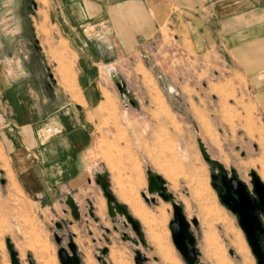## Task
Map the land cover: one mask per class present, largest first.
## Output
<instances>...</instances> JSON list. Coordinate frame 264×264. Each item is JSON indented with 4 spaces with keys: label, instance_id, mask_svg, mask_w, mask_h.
<instances>
[{
    "label": "crops",
    "instance_id": "obj_1",
    "mask_svg": "<svg viewBox=\"0 0 264 264\" xmlns=\"http://www.w3.org/2000/svg\"><path fill=\"white\" fill-rule=\"evenodd\" d=\"M36 1L42 20L35 31L34 25L16 21L18 15L8 8L12 0H0V234L5 224L12 232L23 231L24 248L38 264L33 242L44 241L37 210L44 219L53 218L65 245L73 241L80 264H92V248L86 245L99 242V228L106 242L128 238L124 218L108 216L96 177L106 181L108 192L141 227L150 201L156 203V195L147 192L146 174H141V147L129 138L136 124L121 127L129 144H116V127L104 128L96 84L99 66L113 73L112 66L126 59L158 63L165 31L198 54L219 53L245 81L264 125V0ZM39 10L28 15L38 16ZM30 32L41 36L39 49L49 56L47 66L11 43L24 35L29 45ZM11 46H17L15 55ZM64 51L68 62L62 59ZM253 159L257 174L239 171L243 183H249L252 173L261 180L258 171L264 166L258 161L264 163V157ZM4 211L9 216L5 222ZM5 240L16 248L10 238ZM55 259L58 264L56 252Z\"/></svg>",
    "mask_w": 264,
    "mask_h": 264
},
{
    "label": "rangeland",
    "instance_id": "obj_2",
    "mask_svg": "<svg viewBox=\"0 0 264 264\" xmlns=\"http://www.w3.org/2000/svg\"><path fill=\"white\" fill-rule=\"evenodd\" d=\"M12 6L8 8L18 15L19 24L34 25L35 29L42 20L39 18L42 7L36 0H12ZM38 9V16L28 15ZM7 31L10 34L11 30ZM28 35L29 45L24 35H16L11 43L18 44L26 56L35 55V61L41 60L46 65L49 56H44V51L39 49L43 50L41 36L37 32ZM16 50L17 46H11L13 54ZM157 55L161 59L156 64L149 58L118 62L112 66L114 77H110L113 73L108 71L109 67L101 70L103 65L99 66L96 84L102 95L99 107L103 111L104 128H117L116 144H129V138H136L142 150L141 174L145 176L150 170L159 175L174 201L181 205L186 219H196V227L190 224L199 253L196 264H257L234 217L221 205L210 184V174L219 165L227 172L234 171L238 178L237 173L242 170L256 173L253 158L264 157L263 152H259L264 150V125L256 114L247 85L240 75L229 69L219 53L198 54L178 44L174 36L165 31L161 34ZM62 59L68 62L65 51ZM112 80L124 82L126 95L120 96ZM125 123L136 124L130 127L129 138L121 128ZM109 157L114 161L116 155L112 153ZM261 159L258 162L264 166ZM260 170L258 174L264 182V167ZM154 200L156 203L149 205L151 210L147 209V220H141L140 237L126 224V242H106L105 232L98 229L99 242L93 245L88 241L86 245L92 248V264H135L136 251L145 258L142 264H186L170 239L171 208L157 195ZM161 211L163 221L159 222ZM35 215L41 224L38 230L44 243L55 252L65 247L53 218L44 219L37 210ZM6 220L9 216L4 211L3 221ZM106 227L111 229L110 225ZM12 231L11 226L5 224L0 234V264H10L5 238L14 242L22 264H28L27 256L36 264L32 251L24 248L25 233ZM55 236L61 239V244L56 243ZM44 243L38 238L33 242L37 259L41 249H45L57 264L55 252ZM104 248L107 253L101 255Z\"/></svg>",
    "mask_w": 264,
    "mask_h": 264
},
{
    "label": "water",
    "instance_id": "obj_3",
    "mask_svg": "<svg viewBox=\"0 0 264 264\" xmlns=\"http://www.w3.org/2000/svg\"><path fill=\"white\" fill-rule=\"evenodd\" d=\"M115 86L119 94L126 95L127 92L124 82H115ZM218 171L219 176L222 178V182H224L226 170L219 165ZM146 176L148 194L157 195L164 203L169 204L171 207L172 218L168 223V230L172 245L186 264H196V259L199 253L195 246V239L190 231L191 225L194 227L197 226L196 219L191 221L186 219L181 205L174 201L173 195L167 191L165 181L159 175L147 170ZM251 180L255 199H251L246 190V186L233 175L227 183L229 186H226V184L223 183L226 188V194L232 198L233 204L230 205L227 202L224 204L232 213L238 214L240 227L248 238L252 254L257 259L258 264H264V252L255 241H251L249 231L245 226V220H254L257 218V213L264 214V183L261 182V180L254 173L251 174ZM96 183L102 190L103 197L106 201L108 216L112 219L116 216L123 217L125 224L130 226L131 230L137 237H140L141 231L138 222L130 217L127 211L115 201L114 197L107 190L106 181L100 179V181H96ZM211 187L213 188L214 185H211ZM150 203H154V201L152 200ZM114 230H117V228L114 227ZM55 241L57 244H61V239L59 237H55ZM134 243L136 244V242ZM141 243H143L142 240ZM5 247L8 252L10 264H21L18 259V253L14 250L9 240H5ZM100 253L101 255H105L107 253V249H102ZM56 257L58 264H80L76 245L71 239L68 240L65 247L61 246L57 249ZM144 261L145 258L138 251H136L135 264H142ZM27 262L28 264H35L31 256H27Z\"/></svg>",
    "mask_w": 264,
    "mask_h": 264
},
{
    "label": "flooded vegetation",
    "instance_id": "obj_4",
    "mask_svg": "<svg viewBox=\"0 0 264 264\" xmlns=\"http://www.w3.org/2000/svg\"><path fill=\"white\" fill-rule=\"evenodd\" d=\"M233 175L235 176L233 171L232 172L226 171V177L224 179V182H222V178L219 176V171H218V167H217V170L210 174V180H211L210 184L214 185L213 190L216 193L221 205L225 209H227L232 214V216L234 217L236 225L240 229L242 236H243L245 242L247 243V245L251 251V247L249 246V243H248L249 242L248 238L244 234V232L242 231V228L240 227V224H239L240 219H239L238 214L232 213L229 210V208L224 204L225 202L229 203L230 205L233 204L232 198L226 194V188L223 184V183H225L226 186H229V185H227V183L232 178ZM251 181L252 180H251V175H250L249 183L246 184V183H243L241 181L240 182L246 186V190H247L248 194L250 195L251 199H255V196L253 194V186L251 184ZM245 226H246L247 230L249 231V236H250L251 241L252 242L255 241L260 246L261 250L264 252V214L263 213H257V218H255L254 220H250V221L245 220ZM251 253H252V251H251ZM255 260L257 263L256 258H255Z\"/></svg>",
    "mask_w": 264,
    "mask_h": 264
},
{
    "label": "bare ground",
    "instance_id": "obj_5",
    "mask_svg": "<svg viewBox=\"0 0 264 264\" xmlns=\"http://www.w3.org/2000/svg\"><path fill=\"white\" fill-rule=\"evenodd\" d=\"M109 71V69H108ZM108 71L106 70V73H108ZM109 75V73H108ZM115 83V81H113ZM118 91V90H117ZM126 93V92H125ZM121 95H125V94H121ZM97 181H100V178L98 177L97 178ZM167 204V203H165ZM169 205V204H168ZM170 206V205H169ZM158 220L159 221H163V215H162V211L159 212V215H158ZM169 253V252H168ZM162 255V254H161ZM38 263L39 264H55V261L52 257H50L48 254H47V251L45 249H41V252L39 253V257H38Z\"/></svg>",
    "mask_w": 264,
    "mask_h": 264
}]
</instances>
